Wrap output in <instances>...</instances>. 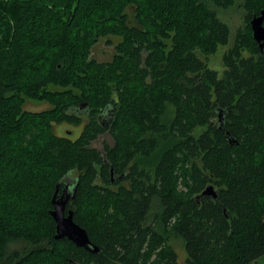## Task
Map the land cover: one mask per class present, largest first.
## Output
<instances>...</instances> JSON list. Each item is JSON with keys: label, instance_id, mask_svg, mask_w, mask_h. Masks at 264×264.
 <instances>
[{"label": "trees", "instance_id": "obj_1", "mask_svg": "<svg viewBox=\"0 0 264 264\" xmlns=\"http://www.w3.org/2000/svg\"><path fill=\"white\" fill-rule=\"evenodd\" d=\"M263 11L0 0V264H178L176 241L185 264H264V48L251 28ZM106 37L120 41L97 62ZM64 124L80 135H57ZM66 181V211L97 253L55 239L51 198Z\"/></svg>", "mask_w": 264, "mask_h": 264}, {"label": "water", "instance_id": "obj_2", "mask_svg": "<svg viewBox=\"0 0 264 264\" xmlns=\"http://www.w3.org/2000/svg\"><path fill=\"white\" fill-rule=\"evenodd\" d=\"M264 11L259 17H255L251 21V28L254 40L259 44L260 49L264 48V27L263 24ZM222 119V112L219 111V120ZM221 124V122H220ZM76 185L74 181H66L61 193L58 194V185L51 198L52 210L50 215L53 218L55 227V239L66 238L72 242L76 247L83 248L84 250L92 253H97L98 248L89 240L87 233L84 229L79 227L73 221V212L66 211V205L70 199L74 198ZM203 196H211L216 198V194L212 186H208L202 193Z\"/></svg>", "mask_w": 264, "mask_h": 264}, {"label": "rangeland", "instance_id": "obj_3", "mask_svg": "<svg viewBox=\"0 0 264 264\" xmlns=\"http://www.w3.org/2000/svg\"><path fill=\"white\" fill-rule=\"evenodd\" d=\"M3 1V0H2ZM130 12V11H129ZM230 23L233 27L238 26L240 23V12L235 11V13L230 14ZM131 18V15H130ZM120 41L117 37H106L101 38L95 44L92 49L91 57L95 59L97 62H109L114 55V47ZM220 56L221 54L218 53L214 57L210 59V64L217 67L220 66ZM51 90H57L56 88H50ZM51 108V106L46 102H36L31 100H26L23 109L29 112H42L47 111ZM82 130V126L73 127L70 125H60L55 128V133L59 136L68 135L72 140L76 139ZM106 142L107 144H111V140L108 135H103L98 140H96L92 147L102 150L103 143ZM174 249L177 253V262L178 264H185V252L178 241L174 244Z\"/></svg>", "mask_w": 264, "mask_h": 264}]
</instances>
